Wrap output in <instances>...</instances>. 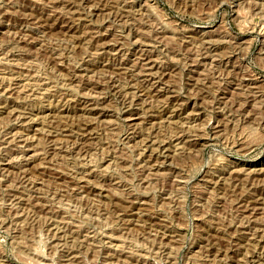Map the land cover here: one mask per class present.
<instances>
[{"label": "rangeland", "instance_id": "1", "mask_svg": "<svg viewBox=\"0 0 264 264\" xmlns=\"http://www.w3.org/2000/svg\"><path fill=\"white\" fill-rule=\"evenodd\" d=\"M0 264H264V0H0Z\"/></svg>", "mask_w": 264, "mask_h": 264}, {"label": "bare ground", "instance_id": "2", "mask_svg": "<svg viewBox=\"0 0 264 264\" xmlns=\"http://www.w3.org/2000/svg\"><path fill=\"white\" fill-rule=\"evenodd\" d=\"M62 8V7H61ZM89 12V11H88ZM25 76V75H24ZM42 114V113H41ZM137 117V116H136ZM138 151V150H137Z\"/></svg>", "mask_w": 264, "mask_h": 264}]
</instances>
